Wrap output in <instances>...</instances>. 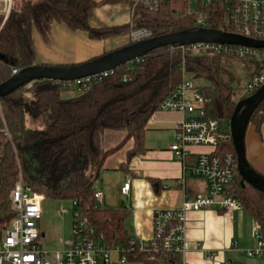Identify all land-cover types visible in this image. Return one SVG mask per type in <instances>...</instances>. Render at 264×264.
<instances>
[{
  "label": "trees",
  "instance_id": "16d2710c",
  "mask_svg": "<svg viewBox=\"0 0 264 264\" xmlns=\"http://www.w3.org/2000/svg\"><path fill=\"white\" fill-rule=\"evenodd\" d=\"M16 3L5 22L0 15V53L4 55L0 60V83L12 78L13 70L20 72L36 65L33 32L38 31L48 43L54 23L85 32L97 41L124 36L140 28L150 29L153 38L201 28L197 14L189 12L187 0H164L157 12L138 5L131 24L102 29L90 25L94 10L106 4H130L129 0H22L19 6ZM226 11L223 5L205 9L206 27L234 32L227 23ZM236 60L243 62L247 82L261 71L260 63L250 57L238 59L226 53L184 55L179 46H167L151 51L138 62L121 66L77 95L67 94L77 91L73 81L41 80L1 98L10 138L2 131L4 124L0 118V239L15 216L11 193L21 175L30 190L46 199L77 201L85 216L104 232L108 244L127 247L132 240L124 226L129 212L99 208L94 196L93 187L106 159L130 139L134 140V146L122 169L134 157L146 153L148 122L161 102L181 84L182 66L209 99L207 116L220 123L222 138L218 153L236 156L230 130L238 103L234 99L236 86L240 83L234 72ZM250 122L257 129L264 124V100ZM106 130L127 135L116 147L105 150ZM241 181L236 169L232 194L264 232V193L250 185L242 186ZM160 246L155 253L138 252L128 255V259L155 264L179 260L169 253L164 257Z\"/></svg>",
  "mask_w": 264,
  "mask_h": 264
},
{
  "label": "built area",
  "instance_id": "2783aa9c",
  "mask_svg": "<svg viewBox=\"0 0 264 264\" xmlns=\"http://www.w3.org/2000/svg\"><path fill=\"white\" fill-rule=\"evenodd\" d=\"M16 0H0V15L8 19ZM164 0H129L132 13L141 5L151 12H157ZM190 13L197 14V23L206 27L203 11L214 5L226 8L227 23L235 34L247 38L264 41V0H187ZM153 38V32L147 28L134 29L129 33V44L139 43ZM184 55L188 53H226L238 59L250 57L261 65L260 73L247 82L245 96L249 97L264 86V49L249 48L219 43H197L179 46ZM139 59L135 61H139ZM133 63V62H131ZM131 63L127 64L130 65ZM183 80L181 84L158 107L157 111L177 112L183 120L177 126L175 142L170 146L176 158L185 162L192 147H207L211 152L198 154L193 175L202 179L208 192L194 199H187L177 209L159 210L154 217V236L149 241L131 240L127 247L111 246L106 241L104 232L100 231L81 211L77 201L71 200L72 209L58 207L59 215H72V242L66 250L47 251L41 246L43 235L40 224L43 210L40 204L42 196L28 188L20 175L12 193L14 218L3 231L0 239V264H111L112 254L120 255V262L125 263L128 255L138 252L155 253L160 247L166 254L179 258L177 262H159L158 264H188L186 260V222L189 211L218 208L225 211L243 209L240 200L232 194L231 186L236 174L237 160L233 154L218 153L222 130L218 120L206 114L209 99L200 91L196 82L190 79L185 67L181 68ZM114 70L95 76L73 81L77 92L87 91L94 81H101ZM19 72L13 70V75ZM126 80V78H125ZM0 118L3 121L2 131L10 138L8 128L3 119L0 105ZM130 182L122 191L128 194ZM97 205L101 206L103 195L95 193ZM257 245L248 250L247 255L257 257L264 264V240L260 232H256ZM153 259V257H152Z\"/></svg>",
  "mask_w": 264,
  "mask_h": 264
},
{
  "label": "crops",
  "instance_id": "0c3cea01",
  "mask_svg": "<svg viewBox=\"0 0 264 264\" xmlns=\"http://www.w3.org/2000/svg\"><path fill=\"white\" fill-rule=\"evenodd\" d=\"M132 14L129 3L106 4L94 10L90 25L95 29L128 25L132 23ZM33 40L37 53L36 65L71 66L127 46L129 34L97 41L90 39L85 32L72 31L65 24L54 23L48 43L36 30ZM183 117L177 112L157 111L147 125L146 153L134 157L129 166L122 169L128 152L134 146V140H128L106 159L94 184V192L103 195L99 208L129 212L124 226L132 240L149 241L153 238L157 211L180 208L185 200L208 192L206 183L193 175L192 168L198 154L211 152V149L192 147L185 162L176 158L170 149ZM126 135V132L106 130L103 148L109 150L116 147ZM245 148L251 167L264 176V124L257 129L250 122L246 130ZM127 182H130V190L125 194L122 189ZM156 189H159V193ZM45 199L42 197L40 200L43 219L45 215L49 216L44 205ZM56 213L55 217H58V210ZM43 219L40 228L45 238L44 230L53 233L55 226L53 229V224L47 221L43 224ZM256 232H260L264 240V232L244 208L239 211L218 208L189 211L186 222L187 263L263 264L260 258L247 255V251L257 245ZM120 260V255L114 252L111 264H155L137 259H128L125 263Z\"/></svg>",
  "mask_w": 264,
  "mask_h": 264
},
{
  "label": "water",
  "instance_id": "95a60500",
  "mask_svg": "<svg viewBox=\"0 0 264 264\" xmlns=\"http://www.w3.org/2000/svg\"><path fill=\"white\" fill-rule=\"evenodd\" d=\"M197 43H219L249 48L264 49V41L244 37L239 34L210 28L194 31H181L162 37H154L139 43L130 44L81 64L71 66L35 65L20 71L8 81L0 83V99L17 89L35 81L51 80L71 82L101 73L116 70L123 65L134 62L151 51L167 46H186ZM4 55L0 53V60ZM264 100V86L249 97L240 100L230 120V130L237 160V171L241 176L242 186L250 185L264 193V176L256 172L246 157L245 136L251 117Z\"/></svg>",
  "mask_w": 264,
  "mask_h": 264
},
{
  "label": "rangeland",
  "instance_id": "374dc122",
  "mask_svg": "<svg viewBox=\"0 0 264 264\" xmlns=\"http://www.w3.org/2000/svg\"><path fill=\"white\" fill-rule=\"evenodd\" d=\"M22 0H18L16 4L20 5ZM11 14V13H10ZM3 16V15H1ZM3 20H5V16H3ZM234 72L237 77L240 79V83L236 86V95L235 100L239 101L238 98L246 97L245 96V88L247 85V79L245 78V67L242 61L236 60L234 61ZM68 95H77L78 92L67 93ZM45 208L49 211V216L45 215L43 219L44 222H49L53 224V229L55 226V232H50L48 230H44L46 233L45 238L41 240V246L47 248L51 251H58V250H66L70 248L72 242V215L61 216L58 214L56 216V212L58 210L59 205H62L64 208L69 210L72 209V203L70 201H54L51 199H45L44 201Z\"/></svg>",
  "mask_w": 264,
  "mask_h": 264
}]
</instances>
